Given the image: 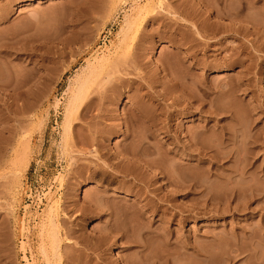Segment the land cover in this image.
<instances>
[{"label": "rangeland", "instance_id": "1", "mask_svg": "<svg viewBox=\"0 0 264 264\" xmlns=\"http://www.w3.org/2000/svg\"><path fill=\"white\" fill-rule=\"evenodd\" d=\"M197 1L199 4L191 0H0V264H121L120 260L125 262L123 264H141V256L142 264H264V154L257 162L262 164L255 198H250L252 188L246 182L237 180L227 185L210 178V174L206 178L210 169L207 162L210 145L217 137L210 128H232L236 121L247 125V104H251L252 99L261 101L264 110V0ZM216 12H222L218 19L215 18ZM184 19L193 20L199 26L198 33L193 28H187L186 25L190 24ZM126 20L130 22L127 27L124 24ZM167 25L169 29L171 25V32ZM123 27L127 30L124 31ZM229 28H239L245 34L238 36L237 40L234 37L236 34H232ZM168 34H175L176 39H181V36L190 39L194 50L191 48L189 51L192 61L198 63L196 66L191 68V60L185 58L189 52L185 51L187 45L172 46L168 37H164ZM210 41H217L211 51ZM142 46L147 48H144L145 52ZM154 49L157 52L155 56L152 55ZM244 51L251 53L250 57L240 55L241 61L237 65L224 63L232 54ZM169 62L178 64V68L174 67L177 70L180 67L179 76L184 75L180 76L183 78L180 85L183 89L181 94L185 97L176 105L170 104L174 93L163 94L166 91L164 87H167L162 83L166 75L162 69ZM100 63L105 65L95 73L99 77L101 72L97 84V79L87 77L90 70L88 72L85 67L89 64L88 69L93 67L97 70V67L101 68ZM170 68L173 69L172 66ZM84 73H88L87 84L82 77ZM76 77L81 83L83 79L82 84L90 88L88 94L93 92L90 96L85 93L86 97L84 101L80 100L82 104L79 107L83 106L86 111L91 101L89 98L97 99L93 101L95 105L91 102L93 105L90 106L94 108L90 113L97 112L96 115L101 116L105 111L111 113L104 116L108 118L104 121L107 127L111 128L110 119L114 121L120 117L116 120L121 119L118 120L121 124L126 116L124 114L131 116L132 111L141 119L136 110L141 109L138 107L150 110L153 116L164 108L166 113H175L168 125L182 146L196 142L191 149L194 161H181L176 157V164L170 163L171 170L177 175L175 183H171L170 177L152 179L147 196L152 197L151 190L161 189L158 192L162 194L156 193L169 200L161 204L157 211L158 205L143 201L134 193L137 188L131 186L130 175L127 178L118 176L117 171L113 173L123 158H130L128 150L134 149L128 143L127 129L117 128L120 124L116 120L112 123L117 124L114 126L118 130L112 124L114 129H111L116 132H111L112 136H109L110 129L105 127L106 134L103 130V135L100 133L94 137L108 140L100 141V144L104 143L102 145L95 144L92 135L96 134L86 131V128L92 122L93 128L98 127L95 126L96 121L103 123V120L91 119L94 114L83 122L80 116L83 109L76 108V118L71 123L73 134L63 135L66 133L63 126L70 127H66V121L70 120L68 104L72 102L74 93L79 92L80 81L76 82ZM74 79L78 86L74 84ZM92 79L97 85L91 84L94 82ZM84 86L79 89H84ZM87 86L84 90L88 89ZM71 87L73 90L69 91ZM79 93L78 96L83 92ZM157 94L164 95L166 100ZM94 95L99 97H92ZM78 96L75 98L79 101L82 96ZM78 101L76 104L80 103ZM97 101L100 103L98 107L107 106L105 111L101 110L102 114L94 111ZM90 106L87 107L89 111ZM144 108L140 112L146 115ZM216 110L219 113L217 116L213 114ZM89 111L81 115H88ZM65 115L69 120H64ZM136 119L135 122H138ZM203 125L207 126V130L198 134L203 131ZM81 126L86 134L78 128ZM100 127L94 128L95 132L104 129ZM93 128L90 129L94 131ZM255 130L264 134V119L251 125V133ZM78 132H83L84 137L81 133L78 136ZM89 133L92 134L90 145L93 146L89 149L87 143L88 147L83 145V150L78 144L82 145L84 140L89 142ZM192 135L196 137L192 138ZM64 137H70L64 140L66 143L62 140ZM7 140L11 142L7 143ZM146 141L150 145L157 143L149 138ZM97 145L101 146L100 150L106 145L102 152L107 153V161L100 156L103 153ZM93 147L101 154L97 155ZM94 152L98 159L96 155L92 157ZM198 153L207 160H197L201 157L196 156ZM138 163L142 165L143 162ZM121 165L125 167L124 163ZM130 165L125 167L126 171L133 169L131 171L137 175L140 169L130 168ZM81 166L89 168L83 172L85 176H81L85 179L77 177L80 173L82 175L84 168ZM88 174L92 175V181ZM203 179L207 185L202 183ZM210 181L216 182L210 184ZM194 182L198 187L189 192L186 186ZM233 190L240 195L235 201L217 200L216 203L210 200L212 193L220 195ZM204 194L208 197L203 198ZM93 198H97L98 204ZM103 207L112 210L107 212L109 210ZM139 209L141 212L148 210L147 218L144 215L145 219L141 221ZM115 212L117 215H114ZM174 213L178 216L175 219L171 217ZM121 215L125 216L124 219ZM123 226L128 229L127 234ZM156 228L153 231H158L167 241L155 240L150 232ZM120 229L123 231L120 232ZM120 233L125 237L121 238ZM249 238L254 239L249 241ZM161 256L164 259L160 260Z\"/></svg>", "mask_w": 264, "mask_h": 264}, {"label": "bare ground", "instance_id": "2", "mask_svg": "<svg viewBox=\"0 0 264 264\" xmlns=\"http://www.w3.org/2000/svg\"><path fill=\"white\" fill-rule=\"evenodd\" d=\"M193 3H196V4H199L198 3V1L197 0H191ZM238 1H240V0H238ZM241 1H245V0H241ZM259 0H254V2H258ZM236 12H238V11H236ZM240 13V10H239V12L238 13H236L235 15H236V17H237V15ZM221 14H222V12H216V17L215 18H220L221 17ZM127 18V17H126ZM128 19V18H127ZM131 19V18H130ZM130 19H128V20H130ZM128 20H126V22H124V24H125V26L127 27V26H129V24H130V22H128ZM156 19H154V21H155ZM184 21H186L185 19H184ZM228 21H231V19H228ZM251 21H253V19H251ZM186 22H188L189 24H190V26H187L186 25V27L187 28H193L194 29V31L195 32H197L198 33V27L199 26H197L196 25V23L195 22H193V20H191L190 22L189 21H186ZM127 23H129L128 25H126ZM235 25V24H234ZM178 26H179V24H178ZM167 27H168V25H167ZM166 27V28H167ZM185 26H183V28H184ZM180 30H181V28L182 27H178ZM182 28V29H183ZM123 29H124V27H123ZM126 29V28H125ZM124 29V31H126ZM167 29H169V27L167 28ZM170 29H171V25H170ZM169 29V30H170ZM175 29H177V26H176V28ZM174 29V30H175ZM185 29V28H184ZM253 29H255V28H253ZM169 30H167V32H169ZM229 30H230V32L232 33V34H236V35H234V37L237 39V40H239V38H238V36H240V35H244L245 34V32L244 31H242L241 32V29H239V28H236V29H234V28H229ZM124 31L123 30H121V32L122 33H124ZM175 31H177V30H175ZM212 31V30H211ZM211 31H210V33H211ZM214 31V30H213ZM212 31V32H213ZM158 32V31H157ZM170 32H171V30H170ZM179 32V31H178ZM177 32V33H178ZM181 32V31H180ZM200 32H201V30H200ZM218 32V31H217ZM216 32V33H217ZM121 33V34H122ZM175 33V32H174ZM176 33V34H177ZM213 33H215V32H213ZM219 33H221V31H220V29H219ZM160 33H158V35H159ZM179 34V33H178ZM177 34V35H178ZM164 35H166V34H164ZM171 34H168L167 36H164V37H168L167 39H168V42H170L171 44H172V46H181V45H187V48H185V51H189V50H191V46H190V44H193V43H191V42H189L190 41V39H188L187 38V36H181L180 38L181 39H179V38H177L176 39V37H175V34H172L171 36H170ZM180 35V34H179ZM182 35H184L183 33H182ZM161 36V35H160ZM170 36V37H169ZM210 36H212V35H210ZM215 36H216V34H215ZM202 37V36H201ZM214 38V37H213ZM179 39V40H178ZM203 39V38H202ZM211 40H213V39H211ZM196 42H198V41H196ZM145 43H147V42H145ZM216 43H217V41H210V51H211V47L212 46H214V45H216ZM147 44H150V43H147ZM196 44H199V43H196ZM196 44H194V46L196 45ZM201 44V43H200ZM189 45V46H188ZM204 45V44H203ZM208 45V44H207ZM206 45V46H207ZM186 47V46H185ZM144 48L147 50V48L145 47V46H142V50H144ZM192 50H194V47L192 48ZM255 52L257 51L256 49H253ZM143 52V51H142ZM144 52H145V50H144ZM191 52H193V51H191ZM157 54V52H156V50L154 49L153 51H152V55L153 56H155ZM242 54H245L247 57H250V55H251V53H245V51L244 52H238V53H236V54H232L230 57H228V59L226 60V61H224V63H227V65H237L240 61H241V59H240V55H242ZM180 55L182 56V57H184L185 55H183V54H181L180 53ZM194 55H195V53H194ZM186 59H190L191 60V65H189V66H191V68H193L194 66H196L198 63L195 61V62H193L192 61V58H193V56H192V53L190 54V51L188 52V54H186V57H185ZM184 59V58H183ZM224 60V59H223ZM107 61V60H106ZM185 61H187V60H185ZM100 62H103V60L102 61H100ZM105 62V61H104ZM172 63V62H171ZM171 63L169 62V64L171 65ZM174 64H175V62H173ZM173 63H172V67H173V69H171L170 67V65L169 64H167V65H164V67H165V69L163 68V67H161V68H163L162 70L164 71V72H166L162 77V83L167 87V89L164 87V86H161L162 88L164 87V89L166 90V91H164V93L163 94H168L167 92H169L170 94L172 93H174L173 95H172V98H171V95L169 96L171 99V102H170V104H178V103H180V101L182 100V98L183 97H185V96H183V94H181V92H182V82L181 81H183L182 79L183 78H181V77H183L182 76V74H180V76H179V71H181V69H180V67H179V70H177L174 66H176L177 68H178V64L177 65H173ZM98 64V63H97ZM102 64V65H101ZM180 64V63H179ZM88 65V67H89V64H87ZM100 65V66H99ZM98 66L99 67H101V68H98L97 66V70H96V68H93V70L95 71H93L92 70V68L90 67L89 69H88V67H85L86 68V70H88V72H89V70H90V72H89V75L90 76H87L88 75V73H87V75H85V73H84V75L85 76H82L83 74H81V76L84 78L85 77V80H84V83H86L87 81H88V79H86V76L89 78V77H93V78H95V79H97V81L95 80V79H92V80H94V82L93 83H91L92 85H95L96 83L98 84V80H99V77H100V74H101V72H99V74H98V76L99 77H97V75H95V73L97 72V71H100V70H98V69H102V67H103V65H105V63L103 64V63H100ZM168 65H169V67H168ZM90 66H94V65H91L90 64ZM168 68H167V67ZM239 66H242V65H240L239 64ZM95 67V66H94ZM85 68H83L84 70H85ZM167 69H169V70H167ZM171 69V70H170ZM84 70H82L83 72H84ZM91 70L93 71V72H91ZM161 70V69H160ZM161 70V71H162ZM177 70V71H176ZM172 71V72H171ZM176 72V73H173V72ZM82 72V73H83ZM80 73H81V71H80ZM92 73H94V74H92L93 76H91V74ZM94 75H95V77H94ZM79 76V75H78ZM77 76V77H78ZM181 78H179V77ZM76 77V78H77ZM82 77H80L79 76V78H82ZM75 78V79H76ZM79 78H77L76 80L74 79V82L76 81V82H78V80H79ZM178 78H179V80H178ZM82 80V83H83V79H81ZM91 80V81H92ZM80 81V80H79ZM90 80H89V82H91ZM95 81H96V83H95ZM73 82V83H74ZM76 82L74 83L75 85H77L76 84ZM181 82V83H180ZM79 83V82H78ZM81 83V81H80V85L77 87L78 88V90H79V92L80 93H82L80 96H78L77 95V93H79V92H76V93H74L75 94V96L77 97H81V98H79V101L77 100V98H75V96L73 95V93L72 92H69V93H71V96L73 97V99H72V102H70V100H67V101H69L70 102V104H68V105H70L69 107V109H70V111H67V112H70V118L68 117V115L65 117L66 119H64L65 121L68 119L69 121H66L67 122V124L68 125H66V124H64V125H66V127L67 126H69L70 125V127H71V123L73 122V120L76 118V113H77V111H76V108L78 109V108H82L83 109V106L82 107H79V104H80V106H81V104H82V102H80V100L82 101H84V99H85V93H86V95L88 94V92H89V87L87 86V85H83ZM88 83V82H87ZM86 83V84H87ZM95 83V84H94ZM125 83V85H127L126 83L127 82H124ZM128 83H129V81H128ZM160 83H161V81H160ZM90 83L88 84L89 86L91 85ZM96 84V85H97ZM162 84V85H163ZM181 84V85H180ZM73 85V84H72ZM91 85V86H92ZM125 85H121V86H125ZM130 85V84H129ZM74 86V85H73ZM72 86V87H73ZM82 86H84L83 88L84 89H86L85 87L87 86V90H84V89H82V88H80L79 89V87H82ZM69 87V86H68ZM72 87L69 89V91H71V90H73L72 89ZM74 89H75V86H74ZM81 89H82V91H81ZM164 89H162L161 91H163ZM168 90V91H167ZM75 91V90H74ZM73 91V92H74ZM76 91H77V89H76ZM95 93H96V91H94ZM180 92V93H179ZM204 93H205V91H203ZM79 93V94H80ZM91 93H93V92H90L88 95L90 96V94ZM176 93H179L180 95H175ZM84 94V95H83ZM149 94V93H148ZM66 95H67V91H66ZM70 95V94H69ZM96 96H97V94H95ZM92 96V97H96V96ZM158 96L160 95V94H157ZM148 96V95H147ZM150 96V95H149ZM148 96V98H150ZM168 96V95H167ZM70 97V96H69ZM99 97V96H98ZM98 97H96V98H98ZM162 98V100H166L165 98H164V95H160L159 96V98ZM188 97L190 98V96L188 95ZM188 98V99H189ZM69 99V98H68ZM70 99H71V97H70ZM76 99V100H75ZM88 99V98H87ZM86 99V100H87ZM152 99H153V97H152ZM191 100H192V97L190 98ZM89 100H91L90 102H88V103H90L91 104V102H93V101H95V100H97V99H95V100H93V98H89ZM155 100V99H154ZM168 100V99H167ZM80 102V103H78V104H76V102ZM152 101V100H151ZM201 102H200V104H202V100H200ZM252 102H251V104H247V106H248V110H249V112H248V121H246V122H248V124L247 125H244L243 123H241V122H239L238 123V121H236L235 123H234V126L232 127V128H226V127H222V126H215V128L213 127V128H210L212 131H214L217 135V137H216V139H215V141L210 145V156L208 157V158H210L209 160H207V159H205V157H203V156H201V153H198V154H196V156H201V157H199V159H197V160H199V161H203V160H207V162L210 164V169L209 170H207V174H206V178H208V175L210 174V178H214V179H217V180H219L220 182L222 181V182H224L225 184H229L230 185V183H233L234 184V182H236L237 180H239V181H243L244 183L246 182L247 184H248V186H250L251 188H252V191L250 192V198L252 199V198H255L257 195H258V192L255 190V187L258 185V183L261 181L260 180V178H261V176L259 175L260 174V172H261V164L262 163H258L257 164V162H258V159H259V156L263 153L264 154V134L262 133L261 134V132L259 131V130H255L253 133H251V125H254L255 123H256V121H259V122H261L263 119H264V110L262 109V102L261 101H258V100H255V99H252L251 100ZM68 102V103H69ZM158 102V101H157ZM164 103H165V101H163ZM75 103V104H74ZM97 104H96V106L95 107H97L99 110H97V108H96V110H94V111H100L101 112V110H104L105 111V108L107 107V106H105V108H103L102 106L101 107H98L97 105L98 104H100V103H98V101L96 102ZM83 104L85 105V104H87V103H84L83 102ZM90 104H89V106H90ZM93 104L95 105V103L93 102ZM93 104H91V105H93ZM157 104V103H156ZM158 104H159V102H158ZM161 104V103H160ZM187 104H188V102H187ZM189 104H191L190 102H189ZM88 105V104H87ZM104 105V104H103ZM89 106H86V108H85V106H84V108L85 109H87L88 111H89ZM136 106V108L138 107V105H135ZM134 106V107H135ZM172 106V105H171ZM88 107V108H87ZM109 107V106H108ZM134 107H132V108H134ZM168 107H170V106H168ZM93 109L94 107H91L90 106V109ZM101 108V109H100ZM103 108V109H102ZM131 108V109H132ZM138 108H141L140 110H141V112H143L142 110H143V108H142V106L141 107H138ZM162 108H163V105H162ZM67 109H68V106H67ZM68 109V110H69ZM90 110L89 111V114L88 115H81V113H83V112H86L87 113V110L86 111H84V109H83V111L81 110V112H80V116L81 117H83V118H81L82 120H83V122H84V119L87 117V118H89V116L90 117H92L94 114V116L91 118V119H102L103 120V123H101L100 121H96V124H95V126L97 125L98 127H100L99 125L101 124V125H103L102 127L104 128V129H102V130H97V132H95L96 130L94 129V128H98V127H94L93 128V126H92V124H93V122H92V124L90 125V124H86L87 126H89V127H87L86 128V131H88V132H90V133H92V132H94L96 135H92L93 137L92 138H95L94 140V143L96 144V143H98V144H100L99 142L101 141V142H105V141H107L106 139H104L103 141L101 140V138H99V139H97L98 137H94V136H97V134L99 135L100 133L103 135V130L104 131H106V132H104L105 134L107 133V130H105V127H107L106 125H104L105 123H104V121L105 120H107V119H105V115L106 114H111V113H106V111H105V113H103L104 115H99V114H97L96 115V113L95 112H93L94 114H92V113H90L91 111H93V110ZM160 109V108H159ZM66 110V109H65ZM108 110V109H107ZM139 113H137V114H139L140 116L139 117H141V119H138V116H136V114L135 115H133V111L131 112V114L134 116L133 118L134 119H136V117H137V119L136 120H138V122H137V125L135 124L136 122H135V120L130 116V114L128 115V114H124V115H126L125 116V118H126V120H125V118L123 119L122 117L124 116V115H121L122 117V119L124 120H122V123L120 124V122L118 121V120H121V119H118V120H116L117 118H120V117H117L115 120H116V123L117 124H120V125H117V124H113L114 123V121H113V119H110L111 120V128H112V124H113V126L114 125H117L118 127L117 128H119V126H121L120 128H124L125 130L127 129V132H128V134H126L127 135V137H128V140L130 141V142H128V143H130V146H131V148L132 147H134V149L132 148V149H130V150H128V148H130L128 145L129 144H127V146H128V148H127V146H126V148H127V150L129 151L127 154L129 155V157L130 158H123L119 163H121V164H125L124 166L125 167H127V165H130V164H133L132 166H134V168H139L140 169V172L137 174V175H135L136 173L134 172V171H131V170H133V169H131V170H128V171H126V169L127 168H125V167H123V165H121V164H117L116 165V167H114L113 165L111 166V167H114V168H116L115 169V171L113 172V173H115L116 171V173L118 174V176L119 175H121L122 177H129V175L132 177V178H129V179H132V181H133V183L131 184V186H134V187H136L137 189H135L136 190V192H134V193H136V194H138L139 196H140V199H141V197L143 198V201L144 200H147V201H152V202H154L156 205H158V207H156V211H157V209H159L160 207H161V204H163V203H165V201H169V200H167L166 198H164L163 196H160V194H162V193H160V192H158L159 190L160 191H162L161 189H156L155 191H152L151 190V193L150 194H152V197H149V195L147 196V192H149L148 190H150V189H148V187L150 186V184H151V181H152V179H154V178H156V177H158V176H163V179L165 180V177H166V179H167V177H170L171 178V183H175L176 182V178H177V175H174V173H175V171L173 172V170H171V164L170 163H175L176 164V162H175V158L177 157L179 160H181V161H194L193 159H192V155H194V151L193 150H191L192 148H194L195 146H196V142L195 143H193V142H189V144L190 145H186V146H182V144L180 143V141H179V139H178V136H174V135H172V130H171V126L170 125H168V122L169 121H171V119L175 116V113L173 114V113H166L165 111H164V108H163V110H158L159 112L155 115V116H153V115H151V113H150V110H148V109H146L145 110V108H144V110H145V112H146V115L144 114V113H141L140 112V110L139 109H136ZM80 111V110H79ZM103 111V112H104ZM110 111V109L108 110V112ZM135 111V110H134ZM225 110H222V113H225L224 112ZM136 112V111H135ZM134 112V113H135ZM177 112V111H176ZM75 113V114H74ZM85 113V114H86ZM125 113H127V112H125ZM147 113H149V114H147ZM66 114V113H65ZM100 114H102V112L100 113ZM213 114L215 115V116H217L219 113H218V111L216 110V111H214L213 112ZM73 115L75 116V117H73ZM92 115V116H91ZM127 115H128V117H127ZM147 115H149V116H147ZM80 116L78 115V117H79V119H80ZM85 116V117H84ZM136 116V117H135ZM178 116V115H177ZM109 117H112V116H109ZM113 118V117H112ZM128 118V119H127ZM129 118L130 119H132L131 121H133V123L134 124H132V122H129L130 120H129ZM90 119V118H89ZM89 119H88V121H89ZM78 120V119H77ZM82 120H80L81 121V123H83L82 122ZM109 120V121H110ZM64 121V123H66ZM79 121V120H78ZM88 121H86V122H88ZM112 121H113V123H112ZM119 123H118V122ZM98 122H100V124H98ZM89 123H91V122H89ZM109 123V124H110ZM132 125H131V124ZM84 124V125H85ZM108 124V123H107ZM108 124V125H109ZM81 125V124H80ZM135 128H133V127ZM138 126V127H137ZM70 127H67V128H65V126H63V128L65 129H63L64 131L63 132H66V133H63V135H67L68 133H69V135H72L73 134V131H72V129H73V126L70 128ZM102 127H100V128H102ZM116 126H114V128H115ZM207 126H204L203 125V127H201V129H203V131H200L198 134H201L202 132H204V131H206L207 130V128H206ZM69 128H70V131H72V133L69 131L68 132V130H69ZM78 128H80V131H83V129H84V127H78ZM90 128H93L94 129V131L92 130V129H90ZM108 129H110V130H108L109 132H108V134H109V136H112L111 135V132H112V134H114V132H116V131H114V130H112V129H114V128H109V127H107ZM117 128H115V130H118ZM131 128H133L132 130H134L133 132H132V130H131ZM68 129V130H67ZM82 129V130H81ZM92 130V131H91ZM112 130V131H111ZM119 130H121V129H119ZM124 130V131H125ZM131 131V133H129V131ZM252 130H253V128H252ZM85 131V130H84ZM83 131V132H84ZM114 131V132H113ZM123 130H121V132H122ZM82 132V133H83ZM99 132V133H98ZM118 132V131H117ZM12 133H13V131H12ZM71 133V134H70ZM79 133V132H78ZM81 133V132H80ZM80 133L78 134V136L80 135ZM81 133V136L82 137H84V135L86 134V132H84L85 134H82ZM90 133H89V138L88 137H86V138H88V140H89V142L88 141H86V140H84L85 142L82 144L81 142H78V143H80V144H82V145H80L79 146V144H78V147L79 148H82V146L83 145H85V147H88V146H86L87 145V143H89V145L91 144L90 143V141H91V135H90ZM119 133H120V131H119ZM10 134V133H9ZM116 134V133H115ZM122 134V133H121ZM11 135H13V134H11ZM68 135V136H69ZM88 135V134H87ZM125 135V136H126ZM71 137V136H70ZM69 137V138H70ZM101 137V136H100ZM127 137L125 138V139H127ZM192 138H195L196 137V135H192L191 136ZM68 139L69 140V138L68 137H64V138H62V140H63V142H65V141H67V140H65V139ZM81 138V137H80ZM146 138H149V139H151V140H154V141H156L157 143H153V144H151L150 145V143H147V141H146ZM190 139L191 141H193V139ZM85 139V138H84ZM97 139V140H96ZM11 140V139H10ZM9 140V142H11ZM65 140V141H64ZM80 140H82V138L80 139ZM123 140H124V138H123ZM164 140V141H163ZM168 140H171L172 141V143H167L168 142ZM97 141V142H96ZM125 141V140H124ZM123 141V142H124ZM145 141V142H144ZM8 142V140H7V143H9ZM122 142V141H121ZM127 142V141H126ZM66 143V142H65ZM86 143V144H85ZM125 143V142H124ZM124 143H120V145H122V144H124ZM102 144H104V143H101L100 145H102ZM91 146H93V145H90L89 146V149L91 148ZM124 146V147H125ZM97 147L99 148V147H101V146H99V145H97ZM106 147V145H104V146H102V148L104 149ZM94 148V147H93ZM164 148V149H163ZM83 150L85 149V148H82ZM94 149H96L95 150V152L97 153L98 152V149L97 148H94ZM103 149L102 150H100V148H99V150L102 152L103 151ZM106 149V148H105ZM104 149V150H105ZM123 149H125V148H123ZM4 150H5V148H4ZM94 151V150H93ZM92 151V152H93ZM94 152V154L92 155V157L94 156V155H96V153ZM85 153V152H84ZM100 152H98L97 153V155H100L99 154ZM103 154L102 155H100V156H104V160H106L107 158V153L105 154L104 152H102ZM183 153H185V154H183ZM89 154V153H88ZM105 154V155H104ZM17 155H19V154H17ZM17 155H15V157L17 156ZM97 155H96V158H97ZM106 156V157H105ZM170 156V159H168V157ZM99 157V156H98ZM184 157V158H183ZM95 158V157H94ZM102 158V157H101ZM98 159V158H97ZM109 159V158H108ZM107 159V160H108ZM102 160H103V158H102ZM103 160V161H104ZM106 160V161H107ZM138 161L139 162H143L142 163V165H140L139 163H138ZM168 162H169V164H168ZM127 163V164H126ZM167 164V165H166ZM175 164H173V166H175ZM229 164V165H228ZM230 164H232V165H230ZM1 165V164H0ZM106 165V164H105ZM105 165H103V167H105ZM107 166V165H106ZM131 165L129 166L130 168L132 167ZM172 166V168H175V167H173ZM225 166V167H224ZM82 167V166H81ZM81 167H80V170H81ZM85 166H83L82 168H84ZM89 167V166H88ZM121 167H123V168H125V169H123V168H121ZM170 167V168H169ZM108 168H110V167H108ZM113 168V169H114ZM84 169H86V170H84ZM83 169V171H82V175H81V173H80V175L79 176H77V177H81V176H85L84 174H83V172L84 171H87L88 169L87 168H84ZM105 169V168H104ZM112 169V168H111ZM129 169V168H128ZM99 170H101L100 168H99ZM99 170H97V171H99ZM80 171V172H81ZM97 171H95V172H97ZM111 171V170H110ZM113 171V170H112ZM129 171H131V173H129ZM92 172H94V171H92ZM91 172V173H92ZM128 174V176H126L127 174ZM134 174H133V173ZM88 173V172H87ZM90 173V174H91ZM101 173H105V172H101ZM101 173H99V175L101 176ZM85 174H86V172H85ZM90 174H88L87 176H89ZM97 174V173H96ZM112 174V173H111ZM126 174V175H125ZM113 175V174H112ZM115 175V174H114ZM103 176H104V174H103ZM102 176V177H103ZM116 177L115 178H118V176L117 175H115ZM83 177H81V178H83ZM95 177V176H94ZM98 178H99V176H97ZM88 178H90V180L92 181V175H90ZM87 178V179H88ZM97 178V179H98ZM112 178H113V176H112ZM115 178H113V179H115ZM205 178V177H204ZM205 178V179H206ZM83 179H85V178H83ZM83 179L81 180V179H79V180H81V181H83ZM96 179V178H95ZM102 178H100L99 179V181L101 180ZM108 179V178H107ZM128 179V180H129ZM205 179H203L202 181H204V182H202L203 184H205V185H207V179L205 180ZM94 180V179H93ZM104 180H105V178H104ZM104 180H103V183H104ZM116 180V179H115ZM211 180V179H210ZM77 183H78V181L77 180H75ZM80 181V182H81ZM106 181V180H105ZM110 181H112V180H110ZM127 181V180H126ZM198 181H201V180H198ZM197 181V182H198ZM86 182V181H85ZM88 182V181H87ZM90 182V181H89ZM170 182V181H169ZM196 182V181H195ZM193 183V184H190V185H188V186H186V189H188L189 190V192L191 191V190H193V189H196L197 187H198V185L196 184V183ZM206 182V183H205ZM213 182H216V181H213ZM213 182H211L210 181V184L211 183H213ZM72 183H75V182H72ZM77 183H75V184H77ZM111 183V182H110ZM109 183V184H110ZM199 183V182H198ZM75 184H73V185H75ZM79 184V183H78ZM130 184H129V181H128V185L130 186ZM249 184H251V185H249ZM72 185V184H71ZM134 187H132V189L134 190ZM154 190V189H153ZM99 191V190H98ZM103 193H104V191H102ZM160 193L159 195L157 194V193ZM239 193H242V192H240V191H238ZM98 193H100V192H98ZM102 194V193H101ZM190 194V193H189ZM105 196V195H104ZM191 196H194V195H192L191 194ZM203 198H207L208 197V195L207 194H204L203 196H202ZM240 197V195H238V194H236V192L233 190V191H228V192H224V193H222V194H220V195H217V193H212V195L210 194V200L211 201H214V202H216L217 203V200H219V201H225V202H229V201H235L236 199H238ZM100 199H101V197H99ZM98 198V199H99ZM138 198V197H137ZM94 199V198H93ZM140 199L138 200V201H140ZM95 200H97V198H95L94 199V201ZM102 200V199H101ZM89 201V200H88ZM94 201H92L91 200V202H94ZM100 201V200H99ZM90 202V201H89ZM95 202H97L96 204H98V200L97 201H95ZM103 202V201H102ZM148 203V202H147ZM105 204V203H104ZM149 204V203H148ZM147 204V205H148ZM154 204V205H155ZM89 205V204H88ZM90 206V205H89ZM136 206V205H135ZM138 206V205H137ZM149 206H150V204H149ZM160 206V207H159ZM105 207L107 208V206L105 205ZM144 207H147L146 205L144 206ZM144 207H142V208H144ZM104 208V207H103ZM106 208H104V209H106ZM141 209V208H140ZM138 210V211H140L139 212V216H140V221L143 219H145V218H147V216H146V211H148V210H145L144 211V209H146V208H144L143 209V212H141L142 210ZM107 210H109V211H107ZM110 210H112V209H110V208H108V209H106V211L107 212H110ZM172 212V211H171ZM116 213V212H115ZM119 213L120 212H118V215H119ZM123 213V212H122ZM121 213V214H122ZM110 214V213H109ZM111 214L113 215V211L111 212ZM110 214V215H111ZM168 214H170V213H168ZM108 215V214H107ZM114 215H117V213L116 214H114ZM124 215H125V212H124ZM123 215V216H124ZM137 215V216H138ZM146 217H145V216ZM163 215H165V213L164 214H162L161 216H163ZM122 216V215H121ZM123 216H122V218H123ZM126 216V215H125ZM124 216V217H125ZM149 216V215H148ZM115 217H118V216H115ZM145 217V218H144ZM171 217L173 218V219H175L176 217H178L177 216V214L176 213H174V214H172L171 215ZM128 217L126 216V219H127ZM130 218V217H129ZM149 218V217H148ZM124 219V218H123ZM139 219V218H138ZM108 220H109V223H110V218L108 217ZM147 221H148V219H146ZM151 220V219H150ZM180 221L182 220V218L180 217V219H179ZM114 221V220H113ZM125 221V220H124ZM150 223H151V221H149ZM112 224H113V222H112ZM143 224V223H142ZM141 224V226H143ZM109 225H111V224H109ZM126 226V225H125ZM153 226V225H152ZM151 226V227H152ZM113 227H114V224H113ZM124 227V226H123ZM127 227V226H126ZM133 227V226H132ZM103 228H105V227H103ZM112 228V227H111ZM129 228V227H128ZM108 229V228H107ZM126 229V232H125V234H127L129 231H127L128 229L127 228H125L124 227V230ZM129 229H132L131 227L129 228ZM112 230H114L113 228H112ZM155 230H157V228L156 229H152V231L150 232L152 235H153V237L155 238V240L156 241H158V240H162V241H167V238L166 237H163L162 236V234H159V233H157L158 231H156V232H154ZM120 232H122L123 231V229H120L119 230ZM122 233H120V236H121V238L124 236L123 234H124V232H123V234L121 235ZM125 237V236H124ZM126 238H127V235H126ZM252 238H249V241L251 240ZM254 239V238H253ZM252 239V240H253ZM251 242H253V241H251ZM145 250V247H144V249H143V251ZM143 251H142V255H143ZM168 253V252H167ZM169 255V254H168ZM162 259H164V257L163 256H161L160 257V260H162ZM141 264L143 263V256H141ZM119 262V261H118ZM120 263L121 264H123V263H125L124 261H122V260H120ZM163 264H166V262H164Z\"/></svg>", "mask_w": 264, "mask_h": 264}]
</instances>
